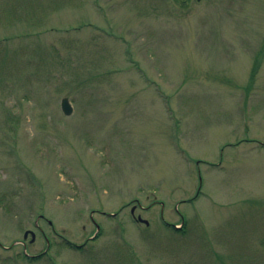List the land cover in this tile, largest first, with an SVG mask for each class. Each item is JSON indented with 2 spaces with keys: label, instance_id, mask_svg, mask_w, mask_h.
Listing matches in <instances>:
<instances>
[{
  "label": "rangeland",
  "instance_id": "rangeland-1",
  "mask_svg": "<svg viewBox=\"0 0 264 264\" xmlns=\"http://www.w3.org/2000/svg\"><path fill=\"white\" fill-rule=\"evenodd\" d=\"M0 264H264V0H0Z\"/></svg>",
  "mask_w": 264,
  "mask_h": 264
},
{
  "label": "flooded vegetation",
  "instance_id": "flooded-vegetation-1",
  "mask_svg": "<svg viewBox=\"0 0 264 264\" xmlns=\"http://www.w3.org/2000/svg\"><path fill=\"white\" fill-rule=\"evenodd\" d=\"M187 201H189V202H192L193 200L192 199H189V200H187ZM142 208V206L141 205H139V203H137V205L136 204H132V206H131V208H130V213H131V216H132V218L133 219H135V217H134V212H135V210H136V208ZM144 209H147V207H144ZM137 216H138V214H137ZM181 223H184V220H183V217H181ZM180 228V227H179ZM39 229V228H38ZM40 230V229H39ZM40 232L42 233V231L40 230ZM187 232H184L182 229L180 230V231H178V234H180L181 236H184V234H186ZM43 234V233H42ZM24 239H26L25 237H24ZM44 239H45V241H46V246H47V248H48V246L50 245V241H49V239L47 238V237H45L44 236ZM80 247H81V245H80ZM35 258V257H34Z\"/></svg>",
  "mask_w": 264,
  "mask_h": 264
},
{
  "label": "water",
  "instance_id": "water-1",
  "mask_svg": "<svg viewBox=\"0 0 264 264\" xmlns=\"http://www.w3.org/2000/svg\"><path fill=\"white\" fill-rule=\"evenodd\" d=\"M61 109H62L63 113L66 114V115L71 113L72 107H71V105H70V103H69L67 98H63L61 100ZM24 235L26 236L27 232H25Z\"/></svg>",
  "mask_w": 264,
  "mask_h": 264
}]
</instances>
